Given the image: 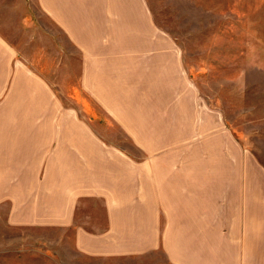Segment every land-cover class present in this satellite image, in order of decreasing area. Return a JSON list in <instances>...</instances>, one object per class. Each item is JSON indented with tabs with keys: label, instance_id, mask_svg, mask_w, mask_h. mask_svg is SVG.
I'll return each mask as SVG.
<instances>
[{
	"label": "rangeland",
	"instance_id": "obj_1",
	"mask_svg": "<svg viewBox=\"0 0 264 264\" xmlns=\"http://www.w3.org/2000/svg\"><path fill=\"white\" fill-rule=\"evenodd\" d=\"M0 35V264H264V0H0ZM149 204L153 249L98 250Z\"/></svg>",
	"mask_w": 264,
	"mask_h": 264
},
{
	"label": "crops",
	"instance_id": "obj_2",
	"mask_svg": "<svg viewBox=\"0 0 264 264\" xmlns=\"http://www.w3.org/2000/svg\"><path fill=\"white\" fill-rule=\"evenodd\" d=\"M4 44H5V37L4 35L3 36L0 35V81H2L0 82V88L4 82L3 79L5 77V72L8 69L7 66L1 64L3 57H4V51L6 49L4 47ZM19 83L21 86L22 77L19 78ZM26 86L32 88V95H33L32 98H33V103H34V107L31 108L30 111L28 109L29 112L28 111L26 112L31 114L30 118L32 120L33 119L39 120L37 122V126L35 124V127H36L35 131L38 133L45 132V130L50 125L51 118H53V116L55 115L54 114L55 112L51 113V110H50V113L46 114L49 111V108L46 107V104L50 103V100H48V96H45L46 92L42 91V89L39 92V88H40L39 83L36 80H34V78L27 77ZM36 90L39 92L38 95L35 94ZM10 111H11L10 113H13L14 111H23V109H22L21 104L19 105V103L12 102L10 105ZM37 113L39 114L37 115ZM75 121H76L75 119L71 121L70 118L69 119L67 118L64 121V126H63L62 131L64 130V132L66 133L69 132L72 134L80 135L83 139L80 138L79 142L89 143L91 146L92 141H90V139L87 141V138H86L87 135H86L85 129L79 124H77ZM26 129H29L28 126L26 127ZM89 148L90 147L87 145V149ZM97 149L101 154L103 153V150L100 147ZM39 150L41 151V149ZM75 176H77V173L75 174ZM68 207H69V202L67 198H63L60 202V205H58V209H56L55 211L57 215L54 214L53 216V217H56V222H53V224L63 223V222L68 221L67 219L68 213H69ZM152 211L153 209L150 204L146 205L144 208H141L139 213L134 214V216H131V217H127L125 215L118 214L117 211H113L111 213V219H110V224H111L110 230L114 232H112V234H108L107 236H105L103 238L104 241L102 240L98 241V245H97L98 250H100L102 247L105 253H114V254L127 253V254L132 255V254H139V253L141 254V253H144V252H147L153 249L155 246V239H154L155 237L154 236V220L155 219H154V215ZM61 212H65V214H61ZM51 219H52V216H51ZM135 226L141 227L140 231L136 233L138 234L136 241L132 243L127 242L125 244L121 243L122 241L117 238L116 231H119L120 228L122 227L123 229L124 228L131 229L129 230V232L130 234H132L133 228Z\"/></svg>",
	"mask_w": 264,
	"mask_h": 264
}]
</instances>
